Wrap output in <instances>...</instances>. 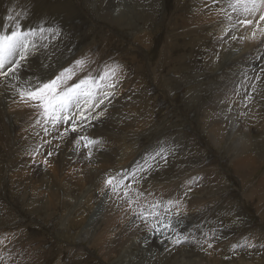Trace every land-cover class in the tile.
<instances>
[{"label": "rangeland", "instance_id": "374dc122", "mask_svg": "<svg viewBox=\"0 0 264 264\" xmlns=\"http://www.w3.org/2000/svg\"><path fill=\"white\" fill-rule=\"evenodd\" d=\"M230 2L0 0V29L11 15L60 30L21 77H0V264H264V38L233 52L249 16ZM81 59L69 86L118 71L75 133L20 102L35 72ZM124 176L171 228L106 186Z\"/></svg>", "mask_w": 264, "mask_h": 264}, {"label": "snow or ice", "instance_id": "6c2138e0", "mask_svg": "<svg viewBox=\"0 0 264 264\" xmlns=\"http://www.w3.org/2000/svg\"><path fill=\"white\" fill-rule=\"evenodd\" d=\"M229 7H231L233 12L243 10L248 16H253L259 11L261 14L259 15V21L256 23L259 24L260 21H264V0H231ZM7 19L9 24L4 25L0 29V77L5 80L9 77L15 78L21 71L27 69L29 58L38 54L40 49L46 47L44 41L48 35H52L55 38L60 33L59 28L45 27L43 21L36 27L24 28L18 18L10 15ZM227 19L231 20L232 17L228 15ZM237 23L246 27L252 25L254 21L246 18L237 20ZM259 31L260 35L264 37V28H260ZM251 38H257L255 31H253ZM85 64V60H77L74 62V66L63 69L52 79L45 80L41 76L37 77L34 82H30V77L29 80L24 82L25 86L17 90L20 102L36 108L45 122H50L53 127L71 120L73 125L71 131L75 133L78 127L77 120L88 119L85 115L86 110L98 106V103H94L96 101H99V103L103 102L99 97L102 90L114 87V84L110 81L115 78L118 71V68L105 66V69L98 75L89 73L82 79L78 78V82L69 86L68 81L73 76H76V69L79 68L80 71H84ZM5 68H7V71H5ZM110 94L104 93L105 96ZM245 98H251V94H246ZM48 155L50 156L52 153H48ZM126 179V176L109 177L105 183L106 186L112 187L113 192L123 190L124 197L130 207L135 206L132 208L133 214L138 219H141L142 222L148 223L150 218L155 220L157 224L152 225L155 231L159 232L162 228H171L170 219L168 223H164L159 219L162 201L142 202L140 197L144 193L132 189L129 184H125L124 181ZM130 191L136 192L135 199L130 195ZM172 203L174 202L169 201L168 205L170 206ZM169 210V208H165V211ZM180 242L179 239L173 241L175 244Z\"/></svg>", "mask_w": 264, "mask_h": 264}, {"label": "bare ground", "instance_id": "6f19581e", "mask_svg": "<svg viewBox=\"0 0 264 264\" xmlns=\"http://www.w3.org/2000/svg\"><path fill=\"white\" fill-rule=\"evenodd\" d=\"M15 8V7H14ZM127 16H128V14H127ZM255 16H256V14L255 15H253V16H249V19H253V21H254V23L252 24V25H249V26H246V27H244V26H240V24H237L236 25V29L235 28H233V29H235V30H233V34H235V36L238 38V41H239V44H241V42H242V49H241V51H233L234 53H237V54H243L246 50H248V49H246V44H249V43H253V45L254 44H256L257 46L259 45V47H261V43H260V39L258 40V38H256V39H253V40H251L252 38V34H253V31H255L256 32V37H261V35H260V31H259V29L260 28H264V21H260L259 22V24H257L256 22L257 21H259V19L258 20H255ZM47 21V20H46ZM26 23V22H25ZM234 36V35H233ZM264 38V37H263ZM251 45V44H250ZM249 46V45H248ZM249 48V50H250V46L248 47ZM258 48V47H257ZM246 55V54H245ZM30 64V63H29ZM48 65V64H47ZM37 67V66H36ZM44 67V66H43ZM50 68V67H49ZM48 68V69H49ZM46 70V69H45ZM39 71V70H38ZM24 72V71H23ZM40 72V71H39ZM31 73V72H30ZM20 74V73H19ZM24 75H26V74H24ZM34 75H37V72H35L32 76L31 75H29V76H31V77H33ZM20 77H21V74L19 75ZM20 77H19V80H24V79H20ZM22 77H23V75H22ZM28 77V76H27ZM37 77V76H36ZM24 78V77H23ZM25 79H27V78H25ZM32 80H33V78H32ZM20 81V82H21ZM17 82V81H16ZM10 83V82H9ZM13 83V82H12ZM5 84V83H4ZM11 84V83H10ZM14 84H15V82H14ZM17 84V83H16ZM25 85V84H24ZM18 86V85H17ZM116 88V87H115ZM122 98V97H121ZM11 100V99H10ZM124 102V101H123ZM25 108V107H24ZM139 108V109H138ZM138 108L135 110L136 111V113H137V115H140V113H141V107H139L138 106ZM20 109H21V107H20ZM121 110H122V108H121ZM126 111V110H125ZM132 111V110H131ZM238 111H239V109H238ZM133 112V111H132ZM105 113L106 112H104L103 114H101V115H103V116H105ZM107 114V113H106ZM112 114V113H111ZM120 114V113H119ZM109 115V114H108ZM123 116V115H122ZM122 116H120V117H122ZM124 119V118H123ZM122 118H119V120H118V122H121V120L122 121H124ZM115 120H117V119H115ZM98 122V121H97ZM237 122V121H236ZM113 123V122H112ZM117 123V122H116ZM101 125H102V122H101ZM244 125V124H243ZM100 126V125H99ZM103 126V125H102ZM247 128V127H246ZM241 159H245L244 157H242ZM188 196V195H187ZM190 196V195H189Z\"/></svg>", "mask_w": 264, "mask_h": 264}, {"label": "crops", "instance_id": "0c3cea01", "mask_svg": "<svg viewBox=\"0 0 264 264\" xmlns=\"http://www.w3.org/2000/svg\"><path fill=\"white\" fill-rule=\"evenodd\" d=\"M53 190H51L50 192H52Z\"/></svg>", "mask_w": 264, "mask_h": 264}]
</instances>
